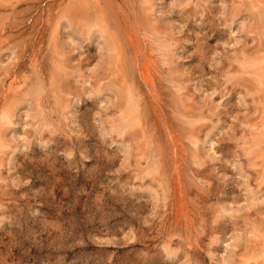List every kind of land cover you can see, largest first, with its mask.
<instances>
[{
    "label": "rangeland",
    "instance_id": "rangeland-1",
    "mask_svg": "<svg viewBox=\"0 0 264 264\" xmlns=\"http://www.w3.org/2000/svg\"><path fill=\"white\" fill-rule=\"evenodd\" d=\"M0 264H264V0H0Z\"/></svg>",
    "mask_w": 264,
    "mask_h": 264
}]
</instances>
